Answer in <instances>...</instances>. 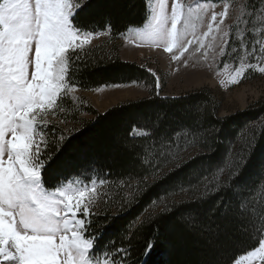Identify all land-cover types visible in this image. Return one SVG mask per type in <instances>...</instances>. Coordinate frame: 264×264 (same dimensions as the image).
<instances>
[{"label":"trees","instance_id":"trees-1","mask_svg":"<svg viewBox=\"0 0 264 264\" xmlns=\"http://www.w3.org/2000/svg\"><path fill=\"white\" fill-rule=\"evenodd\" d=\"M146 20L145 0H90L89 7L81 14L82 27L108 32V38L84 47L80 53L82 59L70 69L73 75L69 83L74 81L75 87L87 91L101 86L143 83L151 87L150 95L119 103L102 113L88 106L84 112L92 116L89 119L81 117V110L71 99L61 97L57 116L73 126L68 136L56 125L45 128L44 136L48 141L45 152L49 159H54L46 169L43 186L53 190L75 177L104 181L94 206L98 215L90 218L87 230L97 237L93 255L99 253L100 258L103 252L126 248L129 250L126 264H144L145 260L148 264H200L212 241L207 229L228 225L231 235L217 248L216 254L222 264H232L264 237L251 228L232 231L240 204L244 206V215H251L258 226L264 222V183L243 188L239 199L230 193L231 210L226 220L212 215L209 197L221 185H231L227 164L239 157L229 150L241 152L246 127L264 120V100L221 116L220 99L209 88L178 97L157 95L155 78L138 63L122 60L117 44L121 35L130 28L142 27ZM109 23L111 28H108ZM153 127L167 128L170 132L174 129L171 134L177 143H187L181 152L182 158L188 161L183 172L172 171L171 157L163 159L157 155L164 149L154 146ZM206 143L211 148L205 147ZM189 151L194 153L184 157ZM190 157L195 159L190 160ZM221 161H224L221 165L224 170L217 171ZM149 163H159L156 171L161 179L153 180ZM248 164L245 171L251 179L264 167V145L256 149ZM144 177L148 178L147 185L140 183ZM122 181H130L134 188L143 191L118 210L131 191ZM201 197L207 202H201L189 217L186 209L197 205L188 202ZM165 206L171 211H162ZM149 243L154 247L151 254L145 256L143 251Z\"/></svg>","mask_w":264,"mask_h":264},{"label":"snow or ice","instance_id":"snow-or-ice-1","mask_svg":"<svg viewBox=\"0 0 264 264\" xmlns=\"http://www.w3.org/2000/svg\"><path fill=\"white\" fill-rule=\"evenodd\" d=\"M89 4L90 0H0V258L5 264H126L128 260L129 250L126 248L103 252V259L99 253L93 255L97 237L87 230L91 225L90 218L98 215L94 211L99 195L95 181L90 186H58L55 191H48L43 186L46 169L54 157H47L48 141L41 126L49 125L48 115H57L61 95L75 88L74 81L69 83L73 75L70 69L82 59L83 46L90 43L94 35L107 34L89 31L80 25V16ZM185 7L182 0H158V7L151 8L149 0H145L146 19L150 13L152 24L142 38L151 45L163 44L166 51L173 53L172 60L178 63L190 49L207 59L211 44H206V39L218 40L220 53H224L223 45L231 47L229 33L221 27L228 16L227 3L222 4L223 10L219 12L212 5L201 6L205 10L212 9L206 22L207 31L194 32L192 38H189L187 29L193 10L188 8L185 12ZM108 28H111L110 23ZM238 43L241 47L251 48L247 52L249 60L260 62L257 51L264 57V40L253 41L250 45L244 41ZM232 52L239 54L236 48H232ZM255 67V63H247L248 69ZM244 69L245 64L241 62L237 74H242ZM145 71L155 78L158 95L160 78L152 69ZM259 71L264 73V67ZM60 112L62 114L63 110ZM171 132L167 128L153 127L154 146L164 149L157 152L158 156L163 159L171 157L172 171L183 172L188 161L182 158L181 152L188 145L177 143ZM242 139L241 152L229 150L239 157L234 163L227 164L231 185H221L210 193V211L221 220L229 217L230 193L239 199L243 188L264 183V167L251 179L245 171L256 149L264 145V120L248 125ZM204 146L211 148L207 143ZM222 164L224 161L217 165V171L224 170ZM148 167L152 170L153 180L162 178L156 171L159 163H149ZM121 183L131 191L118 210L143 191L134 188L130 181ZM140 183L147 185L148 178L144 177ZM201 202L207 200L201 197L198 201L188 202L197 205L186 209L189 217ZM162 211L171 209L165 206ZM237 212L239 216L232 231L251 228L264 236V222L258 226L251 215L245 216L243 204L238 205ZM207 231L212 235V241L200 264H222L216 251L223 241L229 239L231 231L228 225H218L215 230L209 227ZM153 247L151 243L146 244L143 255L149 256ZM246 260L251 264H264V238L259 239L258 246L234 259L232 264H242ZM144 264L148 261L145 260Z\"/></svg>","mask_w":264,"mask_h":264},{"label":"rangeland","instance_id":"rangeland-1","mask_svg":"<svg viewBox=\"0 0 264 264\" xmlns=\"http://www.w3.org/2000/svg\"><path fill=\"white\" fill-rule=\"evenodd\" d=\"M182 3L186 6L185 12L188 8L193 10L190 26L187 29L189 38H192L194 32L200 34L202 31H207L206 22L212 9L205 10L201 6L212 5L214 10L219 12L223 10L222 4L227 3L228 16L221 27L229 33L231 47L227 44L223 45L224 53H220L219 41L206 39L205 43L211 44L207 50L209 53L207 59H204L195 49H190L181 56L178 63L172 60L173 53L166 51L163 44L151 45L142 38L152 24L150 13H148V18L142 27L130 28L117 40L120 58L124 61L136 62L146 69H152L160 78L161 90L158 95L161 97H178L194 90L209 88L220 99L219 114L221 116L234 114L259 100H264V73L259 71L260 67H264V57H261L257 51L256 55L260 62L249 60L247 52L251 48L241 47L238 43L244 41L246 45H250L253 41L264 40V3L261 0H182ZM149 5L151 8L158 7V0H149ZM107 38L108 32L106 35H94L90 43L83 47L97 45L106 41ZM232 48H236L239 54L233 53ZM176 54L179 55V53ZM241 62L245 64V69L238 75L237 68ZM247 63H255L256 67L248 69ZM116 85L101 86L90 91L75 87L72 91L63 93L61 97L71 99L75 107L81 110V117L89 119L92 116L84 112L88 106L102 113L119 103L139 100L150 95L151 87L143 83ZM47 119L50 121L48 126L56 125L63 135H70L73 125L69 121L57 115H48ZM41 127L43 131L46 128L43 125ZM193 153L189 151L184 157ZM92 181L96 182L98 193L101 183L96 178L86 180L84 177H75L59 187L90 186ZM48 191H55V189ZM95 204H97V197ZM0 264H5L2 258H0ZM242 264H251V262L246 260L242 261Z\"/></svg>","mask_w":264,"mask_h":264}]
</instances>
